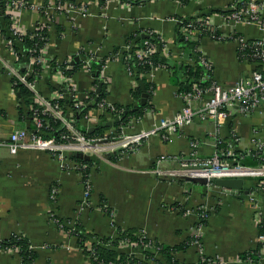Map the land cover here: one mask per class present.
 Segmentation results:
<instances>
[{"label": "crops", "instance_id": "crops-1", "mask_svg": "<svg viewBox=\"0 0 264 264\" xmlns=\"http://www.w3.org/2000/svg\"><path fill=\"white\" fill-rule=\"evenodd\" d=\"M28 1L29 6L15 9L12 14L15 27L22 32L35 28L39 22L49 24L46 61L35 85V90L46 97L61 94L64 98H73L59 71L52 67V60L70 61L79 54L83 58L89 54L98 58L111 57L115 47H120L119 55L108 59L102 71L108 83L107 102L137 104L132 93L138 84L136 76L122 60L127 39L147 30L154 31L164 40L163 45L156 42L164 61L172 65L182 61L193 63L178 37L185 18L208 14L211 23L225 35L238 31L253 38L255 27L258 34L260 32L253 24L227 21L225 12L233 0H189L187 3L180 0H143L140 3L108 0L105 6L99 0H73L77 5L65 11L56 9V0ZM47 2L48 16H45L40 7ZM197 37L195 34L193 39ZM201 48L213 62L214 79L222 84L233 83L255 68V64L239 58L238 42L234 39L204 36ZM0 58L11 64L17 59L1 32ZM1 72L6 74L1 79L6 86L5 81L12 76L6 69ZM146 75L155 84L153 107L142 116L133 117L122 127L123 133H136L160 125L163 119L173 117L184 103L167 67H154ZM70 86L76 88L77 100L87 101L94 76L82 66L69 77ZM12 90L7 88L10 104L0 102V109L7 113L5 117L0 116V137L3 138L15 128L29 127L27 120L19 121L18 96L13 87ZM104 114L109 119L104 132L118 133L116 117L100 106L90 108L84 116L78 117L77 123L83 130L92 132L103 123ZM112 121V126L107 125ZM255 129L264 139L263 113H235L219 127L213 120L197 116L170 133L168 139L157 133L133 150L98 156L90 166L89 203L82 208L79 205L85 187L81 173L63 169L49 152L23 149L11 153L8 146L2 145L0 238L14 233L25 235L37 251L35 264H93L79 247L76 236L56 223L53 216H58L71 223H81L87 232L99 237H116L117 226L139 229L151 239L169 245L181 244L188 237L199 234V242H192L187 249L176 252L178 260L197 263L202 255H207L220 259L223 264H240L237 262L240 254L257 247L260 221L264 219V189L257 179L245 178L243 189H230L189 178L163 176L155 172L154 167L161 155L188 154L193 140L199 141V155L208 156L215 151L218 138L229 142L232 136L237 138L236 150L243 151L244 156L247 154L251 159L249 152L255 149ZM161 167L172 169L179 164L167 159ZM53 186L57 187L55 196ZM103 201L113 213L109 214ZM201 205L207 207L210 214L206 223L198 228L197 214H187L181 209H195ZM94 241L98 239L92 237L89 243ZM116 249L144 258L143 248L137 244L121 243ZM0 264H23V261L16 250L0 248Z\"/></svg>", "mask_w": 264, "mask_h": 264}, {"label": "built area", "instance_id": "built-area-1", "mask_svg": "<svg viewBox=\"0 0 264 264\" xmlns=\"http://www.w3.org/2000/svg\"><path fill=\"white\" fill-rule=\"evenodd\" d=\"M76 5V3L66 0L57 2L55 7L59 11H65ZM81 5L83 4H80V6ZM26 6H29L28 0H10L7 10L12 13L13 10ZM47 7L48 4L46 3L40 7V10L44 8L45 16H48ZM225 16L230 23H246L259 27L261 35L256 38H248L242 33V35H240L238 31H233L231 34L227 35L233 37V39L238 42L241 60L255 64V68L251 70L249 75L242 76L233 83L222 84L214 79L213 62L202 50V54L197 57V61L201 63L204 69L201 81H207L208 84L201 85L194 83L190 91H177L184 101L181 109H179L173 117L163 119L160 125H156L151 129H143L136 133H123L121 130V132L116 134L105 132L103 134L91 135L89 131L83 130L77 123L75 112L77 109L85 106L88 101H79L76 99V88L69 87V77H71V75L65 74L64 70L60 67L57 70L63 77L67 88L71 91L72 97L75 98L76 109L65 107L61 104L59 99L64 97L61 94L55 97H46L35 90V85L39 78L37 77L30 80L29 76L33 73V65L35 63H40L44 67L46 61L45 50L49 42L45 47L39 50L37 55H32L27 59L25 66L27 70L24 73L20 72L19 67L15 63L3 62L0 58V65L3 66L12 77H17L32 89L35 92L37 101L36 106L33 105L29 107V111L31 112V115L27 118L29 127L15 128L9 133L7 138L0 137V146H8L11 153H17L23 149H35L49 152L58 159L63 169L76 170L81 173L85 187L84 196L79 205L82 208L89 203L92 186L90 177H84V170L88 168V163L77 161L74 158L79 153L96 155L97 157H104L116 151L125 153L135 149L143 141L157 133H162L167 139L170 138V133H175L181 126L190 122L197 116L202 119H211L219 127L228 118L233 117L235 113L250 114L255 112L264 114V0H233L226 10ZM208 22L211 23L210 20ZM39 23H42L41 26L47 24L44 22ZM211 24L214 25L213 23ZM13 29L14 33L23 34L27 32L19 31L15 27L14 17ZM198 33L199 30L195 28L188 33V37L193 38L194 35H198ZM217 39L221 40V37H217ZM7 41L11 48L12 40L7 39ZM145 44V48H140L137 52L139 57L150 56L158 50V45L155 42L147 39L145 40ZM130 46L131 45H127V49H130ZM76 56H79L81 60L84 61V66L92 73V62L94 57L96 56L98 58V56L95 54L91 57L85 55L84 58L81 57L80 54ZM73 59L68 61L69 64L66 66V69L74 65L72 64ZM128 69L129 72L133 73L130 67ZM99 78L107 82L102 72ZM91 91L97 92V86L94 85ZM89 97H91V93H89L88 98ZM89 99L93 101L94 97ZM98 106L111 114L123 111L117 109L114 103H109L107 100L100 102ZM119 116H121V114H119ZM55 122L56 124L58 123V127L54 125ZM236 141L237 138L232 136V139L227 142L225 147H220L219 145L223 141L218 138L215 151L211 155L201 156L198 152L199 141L193 140L191 142V150L188 154L174 157L161 155L156 160L154 170L160 175L174 178L205 177L207 178V185L215 184L214 180L216 178L253 177L257 179L258 185L264 189V139L258 134V130L255 129L254 156L258 161L255 166L245 165L241 162V158L245 157L247 154L244 156L242 153H237ZM254 150H251L249 153L251 154ZM167 159L176 160L179 167L172 169L162 168V163ZM52 193L53 196L56 195L57 187L53 186ZM104 207L105 209L108 208L105 203ZM209 212L207 207L203 205L195 209H184V213L197 214L199 219L198 228L204 224V220H207L210 214ZM53 218L59 227L69 225L75 228V223L66 220L59 223L56 216H53ZM261 222L262 219L260 223ZM259 240L264 242V232L260 233ZM199 241L200 235H193L192 242ZM203 256L204 255L201 257ZM208 261L213 264L217 261L223 264V262L217 258ZM237 262L240 264H264V247L261 250V255L257 263L253 260L243 259L241 257L237 258Z\"/></svg>", "mask_w": 264, "mask_h": 264}, {"label": "trees", "instance_id": "trees-1", "mask_svg": "<svg viewBox=\"0 0 264 264\" xmlns=\"http://www.w3.org/2000/svg\"><path fill=\"white\" fill-rule=\"evenodd\" d=\"M57 2L66 1V0H56ZM72 3H75L73 0H68ZM108 0H99L102 6H105ZM127 3H140L143 0H121ZM182 3H187L189 0H180ZM10 0H0V32L7 38L12 40L11 48L16 52L17 59L15 64L19 67L20 72L24 73L27 68L26 61L32 55H37L39 50L49 42V25L48 23L44 26H41L42 23H37L35 28L28 30L26 33H14L13 29V14L7 10L8 3ZM48 4V2L46 3ZM43 15H45L44 8L41 9ZM208 14H201L199 16H193L185 18L181 22V29L179 31L178 37L181 41L182 47L186 51L188 58L193 59V63L182 61L179 64H171L162 59L160 51L157 50L150 56L139 57L137 52L140 48H145V40H150L152 42H160L164 44L162 37L154 31H145L142 32V35L136 34L130 36L127 39V45H131L130 49L123 50L122 60L125 62L127 68H131L137 79V85L133 89L132 93L135 99L138 101L137 104L133 105H121L115 104L117 109L123 110L122 112H114V117H120L121 120L116 123L118 126L117 131L121 132L123 126L128 125L131 122L133 117H140L144 112L153 107L152 96L155 90V84L147 79V73H149L154 67L164 66L167 67L172 72V80L178 86V91H190L193 88L194 83L201 85L208 84L207 81H201L204 69L197 61V57L202 54L201 40L204 36H209L211 38L217 39L221 37V40H233V37L224 35L218 28L212 25L210 22ZM60 27V25H59ZM197 28L199 30L198 37L196 39L188 37V33ZM62 29V27H60ZM145 34V35H144ZM242 35L241 33H239ZM120 52V47H115L111 57L105 56L102 58L94 57L92 62V74L94 76V85H101L100 91L90 92L91 97H94L93 101H90L88 98V103L85 106H82L80 109H77L75 112V117L78 122V117L84 116L88 110L92 107L98 106L100 102L107 100L108 95V83L99 77L95 76L98 66L103 67L108 59H114L118 56ZM239 58L241 59V54L238 50ZM92 56V55H86ZM69 64L68 61L58 62L56 60L51 61V65L54 69L62 68L67 75H72L77 69L84 66V61L75 63L72 67L66 69V66ZM2 71L5 68L1 67ZM43 71V66L40 63H35L33 65V73L29 76L30 80L35 78H40ZM140 81H143L145 84V89L149 93L147 103L145 105H139V102L142 98L143 89L140 85ZM13 89L15 90L18 101H19V121L27 120L31 115L29 111L30 106H36V95L35 92L30 89L25 83L20 81L17 77L13 76L11 79ZM59 101L65 107H71L76 109V102L73 98H60ZM136 108L135 110H132ZM109 110V108H108ZM121 114V116H119ZM0 116H7V113L4 109H0ZM115 118V119H116ZM103 123L99 125L94 131L89 132L91 135H98L105 133L104 130L108 129L106 123L108 118L106 114L102 116ZM54 125H57L56 122ZM223 142L219 145L220 147H225L227 142ZM237 153L244 152L237 150ZM255 150L251 152V159L247 156L241 158V162L245 165L255 166L258 161L254 156ZM77 161L88 163V168L84 170V177L87 178L90 173V166L92 161L82 159L81 157H74ZM105 203V201H103ZM179 204L176 203V206ZM181 206V205H179ZM109 214L111 213L110 209H106ZM184 212V208L181 209ZM59 223L67 219L60 218L56 216ZM203 221V220H202ZM206 223V220L203 221ZM65 230L69 231L71 235L76 236L79 247L83 252L90 258L93 264H213L208 260L214 259L211 256L204 255L197 263H186L181 262L176 257V252L178 250L187 249L193 241V236L188 237L183 243L178 245H169L161 243L157 240H153L148 237L142 231L136 228L123 229L120 226H117V236L116 237H99L95 233L87 232L84 226L76 222L75 228L70 227L69 225L62 226ZM264 232V219L260 223V233ZM92 237H96L98 241L89 243ZM132 243L137 244L140 248H143L144 258L141 259L135 254H130L127 252L118 251L116 247L121 243ZM264 247V242L259 240V243L255 249L243 252L240 254V257L243 259H250L254 262H258L261 250ZM0 248L5 250H16L22 258L23 264H35V259L37 258V251L32 247L31 241L23 234L14 233L8 238H0ZM162 256L159 257V255ZM153 261V263H149ZM214 264H220L216 262Z\"/></svg>", "mask_w": 264, "mask_h": 264}, {"label": "water", "instance_id": "water-1", "mask_svg": "<svg viewBox=\"0 0 264 264\" xmlns=\"http://www.w3.org/2000/svg\"><path fill=\"white\" fill-rule=\"evenodd\" d=\"M81 61V58L79 56H76L73 61L72 64L78 63ZM102 72V67L98 66L97 71L95 72V76L99 77L101 75ZM140 85L143 89V94H142V98L140 100V104L139 105H145L147 103L148 100V96L149 93L146 91L145 89V84L143 81H140ZM101 89V85L98 86L97 91H100ZM136 108L132 109L135 110ZM121 120L120 117L116 118V122H119ZM114 123L109 122L107 125L112 126ZM91 132V131H89ZM77 156L85 159V160H90V161H96L97 160V156L96 155H87V154H82L79 153ZM189 180L192 181H201L202 183H206L207 184V178L205 177H188ZM244 182H245V178L244 177H222V178H216L214 180V183L219 185V186H223L226 188H230V189H243L244 188Z\"/></svg>", "mask_w": 264, "mask_h": 264}, {"label": "rangeland", "instance_id": "rangeland-1", "mask_svg": "<svg viewBox=\"0 0 264 264\" xmlns=\"http://www.w3.org/2000/svg\"><path fill=\"white\" fill-rule=\"evenodd\" d=\"M255 26H257V25H255ZM257 30L258 29L255 27V36H253V38L259 37L261 35V32H259V34H258ZM1 71H2V69L0 66V102H5V104L9 105L10 101H8L9 98H7L9 92L7 94V88H9L10 91L12 90V87H13L12 83H11L12 77L8 76L9 77L8 80H6V81L4 80L6 82V86H5V83H3V81L1 79H2V75L6 76V74L1 72ZM13 97H14V94H13ZM17 102H18V106H19V101H17Z\"/></svg>", "mask_w": 264, "mask_h": 264}]
</instances>
